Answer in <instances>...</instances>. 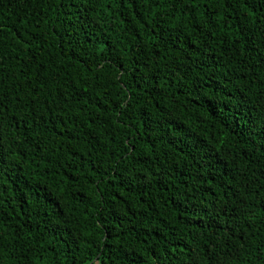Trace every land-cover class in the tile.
Returning a JSON list of instances; mask_svg holds the SVG:
<instances>
[{
  "label": "trees",
  "instance_id": "16d2710c",
  "mask_svg": "<svg viewBox=\"0 0 264 264\" xmlns=\"http://www.w3.org/2000/svg\"><path fill=\"white\" fill-rule=\"evenodd\" d=\"M0 104V264H264V0H0Z\"/></svg>",
  "mask_w": 264,
  "mask_h": 264
},
{
  "label": "snow or ice",
  "instance_id": "6c2138e0",
  "mask_svg": "<svg viewBox=\"0 0 264 264\" xmlns=\"http://www.w3.org/2000/svg\"><path fill=\"white\" fill-rule=\"evenodd\" d=\"M177 3H183V0H175ZM190 3H195V0H189ZM174 6V5H173ZM0 107H2V104H0Z\"/></svg>",
  "mask_w": 264,
  "mask_h": 264
}]
</instances>
